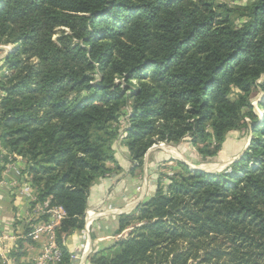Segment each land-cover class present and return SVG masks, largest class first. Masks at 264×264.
Instances as JSON below:
<instances>
[{"label": "trees", "instance_id": "1", "mask_svg": "<svg viewBox=\"0 0 264 264\" xmlns=\"http://www.w3.org/2000/svg\"><path fill=\"white\" fill-rule=\"evenodd\" d=\"M6 42L16 46L5 69L28 65L7 84L0 77V176L21 156L30 211L63 208L56 264H73L64 241L84 228L90 186L116 163L124 106L131 174L156 142L185 141L212 157L230 130L247 128L245 115L256 136L230 171L179 161L158 174L151 196L118 215L121 236L89 264H264V98L259 122L251 106V92L264 93V0H0ZM34 221L9 254L15 264H32L20 258L36 243Z\"/></svg>", "mask_w": 264, "mask_h": 264}, {"label": "crops", "instance_id": "2", "mask_svg": "<svg viewBox=\"0 0 264 264\" xmlns=\"http://www.w3.org/2000/svg\"><path fill=\"white\" fill-rule=\"evenodd\" d=\"M161 147L153 145L147 151L144 157V163L141 173L134 174L126 172L132 163L129 159L125 147L116 148L115 160L121 167L120 171L111 169L104 176L96 180L90 186L87 198L86 210H92L90 217L89 230H76L65 238V244L71 253L77 247L87 244V250L82 256L80 263L89 264L88 256L92 252H98L114 244L121 234H116L117 219L120 213H128L135 209L140 203L148 199L155 187L158 177V170L163 164L161 162L168 160L164 152H192V149L186 145L175 150H168L171 146L165 144ZM241 138H227L224 148L221 152H227V157H233L237 152H241L244 146ZM170 155V154H169ZM166 156V157H165ZM226 156H223L226 158ZM5 164L1 171L0 178V257L1 264H15V260L9 254L16 247L17 240L23 233L24 223L31 213L30 198L27 202L26 196L18 191L22 190L26 183L24 172L25 162L19 156ZM191 162H198L196 157H190ZM171 161L166 164L170 165ZM109 167L110 164H108ZM25 179V182L22 179ZM15 183V184H14ZM31 186V185H30ZM25 189H27L25 187ZM29 203V204H28ZM28 220V219H27ZM37 243V242H36ZM30 243L31 248H26V255L20 258V261L26 263L32 262L40 251V245ZM74 264V263H73Z\"/></svg>", "mask_w": 264, "mask_h": 264}, {"label": "rangeland", "instance_id": "3", "mask_svg": "<svg viewBox=\"0 0 264 264\" xmlns=\"http://www.w3.org/2000/svg\"><path fill=\"white\" fill-rule=\"evenodd\" d=\"M215 4H226L227 6H230V7H239V6H243L245 5L248 0H212ZM65 31L68 32V29L67 28H61ZM58 36V33H55L54 36H53V39H56V37ZM15 43H12V42H6V43H3V44H0V77H3V81L4 83H8L9 80H11L12 78H14L15 75H17V73L19 72H23L22 74H25V70H27V65H28V62L25 63V61H23V64H21V66H18V67H15L14 69H11V70H7L5 69V67L3 66V63H2V59L3 57L11 50H13L14 48ZM24 59V58H22ZM30 65V64H29ZM5 75V76H4ZM118 81V80H117ZM234 92H237V91H233ZM232 93V94H233ZM5 95V92L2 91L0 89V99L2 96ZM251 96H254V100L251 102V106H252V111H254L256 114H257V117H258V121H260V117L263 115V110L261 109V101L262 99L264 98V93L263 91L259 90V89H255L254 91L251 92ZM235 95L233 94L232 95V98H234ZM122 113L120 114V116L118 117V120H117V123H115L114 126H117L118 127V132H117V136L115 138V140L113 141V147H114V151L116 150V148L118 147H125L126 148V145H125V142H124V138H125V128L127 127L126 123H127V115L125 114L127 112V108L124 106L122 108ZM246 110H244L245 112ZM244 121H246L248 123L247 125V128L245 127H240V128H237V129H232L230 130L228 133H227V138H230V139H233V138H241L244 142V146H243V149L241 152H237L233 157H227L226 155H228L227 152H217L216 155L210 157V155H201L200 153L198 152H164V155L168 156V160H165L161 163H163L161 166H160V169L158 170V174H163V177L165 176V174H171L174 172V170H176V168L178 167V163L177 162H182L184 164H186L190 169H201L203 171H208V172H226V171H230V164L239 159L243 154H244V151L249 147L250 145V142L252 140L253 137L256 136V133L252 131V123H253V120H251L250 118V115H245L244 116ZM212 142V140H211ZM164 144L162 147L165 146L164 150L168 149V147H166L165 144H168L170 145L171 147L168 149V150H175L174 148L177 147V148H180L183 147V146H188L191 147V145L187 142H179L177 144H172V143H166V142H156L154 143L153 145H159L161 147V145ZM213 144V142H212ZM152 145V146H153ZM151 146V147H152ZM0 153L4 154L5 152L3 151L2 147L0 146ZM116 154V152H114V155ZM147 154V152L145 153V155ZM170 154V155H169ZM144 155V157H145ZM18 156V155H16ZM128 156H129V152H128ZM165 156V157H166ZM189 156L191 157H196L198 159V162H191L189 160ZM223 156H226L223 157ZM20 158H22L21 156H19ZM115 157V156H114ZM14 158L11 159V161L13 160ZM24 160V158H22ZM168 161H171L169 164L170 165H167L166 163ZM10 162V161H9ZM7 162V163H9ZM25 162V160H24ZM252 161H250L251 163ZM117 163V161H116ZM116 163H113V162H107V164H110V168L112 169H115V170H118L120 171L121 167L118 169L115 168L116 166ZM143 163H144V159H143ZM26 164V162H25ZM118 164V163H117ZM137 174H139V172L141 173L142 171V165L141 166H137ZM126 172L130 173L129 170H127ZM23 181H20V182H25L27 179V176H26V180L23 178L22 179ZM165 180V178H164ZM15 184V183H14ZM26 185L25 187L27 189H25V187H23L22 190H19L18 192L20 194H22L23 196H26L27 199L26 201L28 202L29 201V198H31V194L33 192V188H31L30 184L28 181H26V183L23 184V186ZM32 200V199H31ZM29 204V203H28ZM42 206V205H41ZM38 217L41 215V213H38ZM29 217V216H28ZM27 217V219H28ZM26 219V221H27ZM77 264V263H75Z\"/></svg>", "mask_w": 264, "mask_h": 264}, {"label": "built area", "instance_id": "4", "mask_svg": "<svg viewBox=\"0 0 264 264\" xmlns=\"http://www.w3.org/2000/svg\"><path fill=\"white\" fill-rule=\"evenodd\" d=\"M105 176H108L106 174ZM31 188H33L31 186ZM35 197L34 188L31 194V199L33 200ZM42 205V206H41ZM38 213L46 214L47 219L38 220ZM93 214L92 210L85 211V230H89L90 225V217ZM65 217V212L61 206H47L44 204H36L33 211L29 214L28 220L31 219L36 220L31 224L30 237L35 242L39 243L40 251L37 254V257L34 259V264H56L60 260V249L57 246L55 240V228L59 225L60 221ZM83 228V229H84ZM31 248V245L28 246ZM87 244H83L80 247H77L70 253V259L72 263L82 264L80 263L82 256L86 253Z\"/></svg>", "mask_w": 264, "mask_h": 264}]
</instances>
